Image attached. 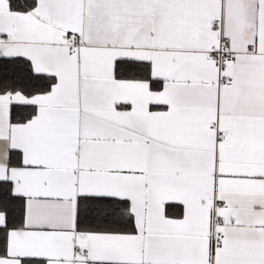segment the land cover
<instances>
[{
	"label": "snow or ice",
	"instance_id": "1",
	"mask_svg": "<svg viewBox=\"0 0 264 264\" xmlns=\"http://www.w3.org/2000/svg\"><path fill=\"white\" fill-rule=\"evenodd\" d=\"M0 264H264V0H0Z\"/></svg>",
	"mask_w": 264,
	"mask_h": 264
}]
</instances>
